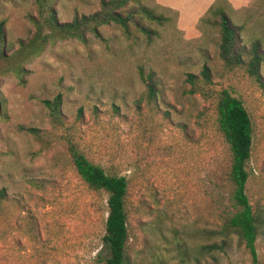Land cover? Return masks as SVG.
Returning <instances> with one entry per match:
<instances>
[{"label": "rangeland", "instance_id": "obj_1", "mask_svg": "<svg viewBox=\"0 0 264 264\" xmlns=\"http://www.w3.org/2000/svg\"><path fill=\"white\" fill-rule=\"evenodd\" d=\"M142 1L169 19L151 44L103 27L107 43L56 41L24 65L23 85L10 75L0 80V264H101L106 195L76 175L67 140L128 179L131 264H253L235 236L213 235L231 209L228 149L215 123L222 89L253 123L246 192L263 220L256 253L264 264V86L244 68L223 66L219 31L206 22L220 6L239 28L243 58L257 41L264 52V0ZM55 9L69 23L96 12L99 0H58ZM30 15L33 0H0L8 54L33 31ZM139 65L157 73L156 107L144 98ZM204 65L212 85L188 95L186 74L199 76ZM260 75L264 82V63ZM57 96L60 123L43 104Z\"/></svg>", "mask_w": 264, "mask_h": 264}, {"label": "trees", "instance_id": "obj_2", "mask_svg": "<svg viewBox=\"0 0 264 264\" xmlns=\"http://www.w3.org/2000/svg\"><path fill=\"white\" fill-rule=\"evenodd\" d=\"M33 1L36 15L28 17L33 31L26 40H20L17 49L11 50L10 54L7 52L5 23L0 21V80L10 75L23 85L27 74L24 65L56 41L75 40L86 44L92 37L107 43L101 28L116 26L126 39L134 42L144 40L146 44H151L157 37L156 26H162L169 20L142 0H99L96 12L90 15L76 14L71 22L63 23L55 9L58 0ZM209 13L212 19H207L206 22L219 31V59L223 66L228 70L244 68L249 77L264 86L260 75L264 52L260 50V42L252 45L244 59L239 46V28L233 25L220 6H213ZM136 74L144 87L146 102L150 106H158L161 102V90L157 73L151 67L145 69L139 65ZM186 83L189 84L186 92L188 95L205 94L212 85L211 69L204 65L199 76L186 74ZM43 104L48 116L60 123V96L45 100ZM215 115L217 131L228 149L227 181L232 192L231 209L226 213L220 228L213 231V235L224 239L235 236L239 245L250 254L253 264H257L256 242L263 220L253 210L246 192L249 180L247 165L253 147V123L241 100L227 89L216 93ZM66 148L72 169L87 189L106 195L107 217L102 238L105 255L102 252L98 254V260L101 264H131L128 253V179L108 173L89 160L73 140H67Z\"/></svg>", "mask_w": 264, "mask_h": 264}]
</instances>
